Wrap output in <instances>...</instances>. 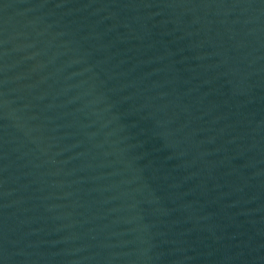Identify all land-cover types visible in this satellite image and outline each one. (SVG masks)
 I'll list each match as a JSON object with an SVG mask.
<instances>
[{"label": "water", "instance_id": "95a60500", "mask_svg": "<svg viewBox=\"0 0 264 264\" xmlns=\"http://www.w3.org/2000/svg\"><path fill=\"white\" fill-rule=\"evenodd\" d=\"M0 264H264V0H0Z\"/></svg>", "mask_w": 264, "mask_h": 264}]
</instances>
